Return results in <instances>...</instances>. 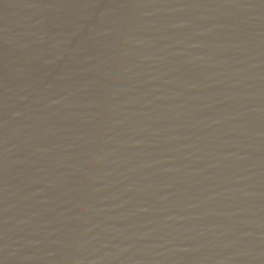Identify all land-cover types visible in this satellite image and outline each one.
I'll list each match as a JSON object with an SVG mask.
<instances>
[{
	"label": "water",
	"instance_id": "1",
	"mask_svg": "<svg viewBox=\"0 0 264 264\" xmlns=\"http://www.w3.org/2000/svg\"><path fill=\"white\" fill-rule=\"evenodd\" d=\"M0 264H264V0H0Z\"/></svg>",
	"mask_w": 264,
	"mask_h": 264
}]
</instances>
